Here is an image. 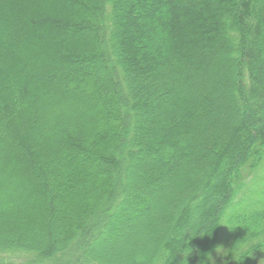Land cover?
Listing matches in <instances>:
<instances>
[{"label":"trees","instance_id":"trees-1","mask_svg":"<svg viewBox=\"0 0 264 264\" xmlns=\"http://www.w3.org/2000/svg\"><path fill=\"white\" fill-rule=\"evenodd\" d=\"M263 159L264 0H0V264H264Z\"/></svg>","mask_w":264,"mask_h":264},{"label":"rangeland","instance_id":"rangeland-1","mask_svg":"<svg viewBox=\"0 0 264 264\" xmlns=\"http://www.w3.org/2000/svg\"><path fill=\"white\" fill-rule=\"evenodd\" d=\"M262 177H264V159L257 169H255L253 172H251L250 175L248 174L242 180H240L241 183L239 185V189L237 190V194H236L235 199H240L244 195H246V192H249V190H248L249 188L260 190L261 189L260 187L263 186L262 185L263 183H261V181H259V180H261ZM133 193H135V192H133ZM112 241H113V237H109L107 240V244L109 245V247L110 246L112 247V245H114V244H112ZM118 247H119V244H118V246H116V248H118Z\"/></svg>","mask_w":264,"mask_h":264},{"label":"clouds","instance_id":"clouds-1","mask_svg":"<svg viewBox=\"0 0 264 264\" xmlns=\"http://www.w3.org/2000/svg\"><path fill=\"white\" fill-rule=\"evenodd\" d=\"M189 252V251H188ZM188 252H186L185 254H187ZM234 254V258L237 259V260H240L239 258H237L236 254L233 252ZM183 264H186V261L183 262ZM201 264H204V262L202 261Z\"/></svg>","mask_w":264,"mask_h":264}]
</instances>
